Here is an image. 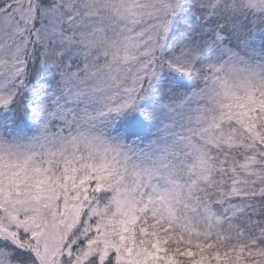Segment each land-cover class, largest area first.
I'll return each mask as SVG.
<instances>
[{
  "label": "snow or ice",
  "instance_id": "6c2138e0",
  "mask_svg": "<svg viewBox=\"0 0 264 264\" xmlns=\"http://www.w3.org/2000/svg\"><path fill=\"white\" fill-rule=\"evenodd\" d=\"M0 264H264V0H0Z\"/></svg>",
  "mask_w": 264,
  "mask_h": 264
}]
</instances>
